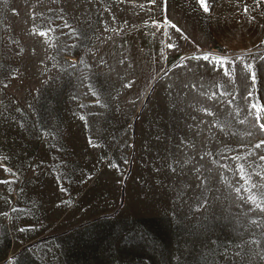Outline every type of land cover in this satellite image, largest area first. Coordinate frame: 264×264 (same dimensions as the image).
<instances>
[{
	"label": "rangeland",
	"instance_id": "1",
	"mask_svg": "<svg viewBox=\"0 0 264 264\" xmlns=\"http://www.w3.org/2000/svg\"><path fill=\"white\" fill-rule=\"evenodd\" d=\"M129 10L0 0V264H264V48Z\"/></svg>",
	"mask_w": 264,
	"mask_h": 264
},
{
	"label": "crops",
	"instance_id": "2",
	"mask_svg": "<svg viewBox=\"0 0 264 264\" xmlns=\"http://www.w3.org/2000/svg\"><path fill=\"white\" fill-rule=\"evenodd\" d=\"M129 11V24H151L160 36L177 38L179 56L264 48V0H130Z\"/></svg>",
	"mask_w": 264,
	"mask_h": 264
},
{
	"label": "snow or ice",
	"instance_id": "3",
	"mask_svg": "<svg viewBox=\"0 0 264 264\" xmlns=\"http://www.w3.org/2000/svg\"><path fill=\"white\" fill-rule=\"evenodd\" d=\"M201 4H204V0H201ZM205 11H207V7L205 6ZM23 231V229H21Z\"/></svg>",
	"mask_w": 264,
	"mask_h": 264
}]
</instances>
